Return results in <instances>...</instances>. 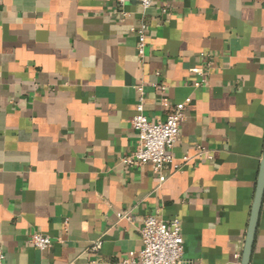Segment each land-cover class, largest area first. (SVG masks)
Here are the masks:
<instances>
[{"label":"crops","instance_id":"0c3cea01","mask_svg":"<svg viewBox=\"0 0 264 264\" xmlns=\"http://www.w3.org/2000/svg\"><path fill=\"white\" fill-rule=\"evenodd\" d=\"M139 102L158 121L185 104L161 182L122 162ZM263 147L264 0H0L6 264H118L148 215L180 221L178 264H239ZM250 264H264V197Z\"/></svg>","mask_w":264,"mask_h":264},{"label":"built area","instance_id":"2783aa9c","mask_svg":"<svg viewBox=\"0 0 264 264\" xmlns=\"http://www.w3.org/2000/svg\"><path fill=\"white\" fill-rule=\"evenodd\" d=\"M128 1H136L147 8L152 0H117L119 6H123ZM137 54L140 58L144 57L145 48V26L137 28ZM192 72L201 74V67L192 68ZM185 104L180 103L172 107L165 121L151 120L143 112L141 102L136 107V113L132 116L130 123L136 133V146L132 152L122 157V162L128 166H141L149 164L152 171L163 181L166 177L164 169L167 164H173L174 168L179 169L178 164L174 163L171 149L177 142L180 135V125L184 117ZM187 160V156H183ZM120 219H130L125 213H119ZM142 242L141 249L134 254L121 260L118 264H178L182 260L183 237L181 233L180 221L175 219L169 224L155 216L148 215L143 219L140 229ZM29 242L38 249H45L51 246L52 240L49 236L35 232L29 236ZM101 247V241L92 243L91 250L97 251ZM0 264H6L2 260L0 253Z\"/></svg>","mask_w":264,"mask_h":264},{"label":"water","instance_id":"95a60500","mask_svg":"<svg viewBox=\"0 0 264 264\" xmlns=\"http://www.w3.org/2000/svg\"><path fill=\"white\" fill-rule=\"evenodd\" d=\"M263 197H264V147H263L262 159L259 165L254 198L251 206L250 217L247 225L244 245L242 248L239 264H250Z\"/></svg>","mask_w":264,"mask_h":264}]
</instances>
